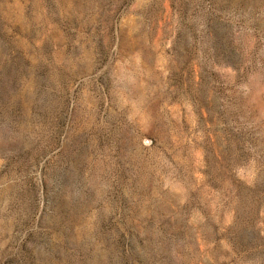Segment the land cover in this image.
Segmentation results:
<instances>
[{
    "label": "rangeland",
    "instance_id": "1",
    "mask_svg": "<svg viewBox=\"0 0 264 264\" xmlns=\"http://www.w3.org/2000/svg\"><path fill=\"white\" fill-rule=\"evenodd\" d=\"M0 264H264V0H0Z\"/></svg>",
    "mask_w": 264,
    "mask_h": 264
}]
</instances>
